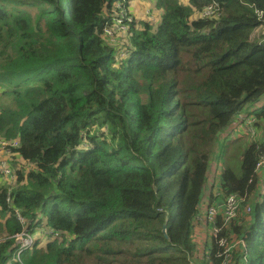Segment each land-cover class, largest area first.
<instances>
[{
    "label": "trees",
    "instance_id": "trees-1",
    "mask_svg": "<svg viewBox=\"0 0 264 264\" xmlns=\"http://www.w3.org/2000/svg\"><path fill=\"white\" fill-rule=\"evenodd\" d=\"M3 1L0 138L27 165L0 183V264H220L225 249L264 264V0H157L156 27L130 23L120 43L104 28L121 0ZM238 114L258 138L238 148L240 177L230 153L211 178ZM23 229L52 234L17 260Z\"/></svg>",
    "mask_w": 264,
    "mask_h": 264
},
{
    "label": "built area",
    "instance_id": "built-area-1",
    "mask_svg": "<svg viewBox=\"0 0 264 264\" xmlns=\"http://www.w3.org/2000/svg\"><path fill=\"white\" fill-rule=\"evenodd\" d=\"M124 1V0H121ZM218 3L212 2L208 4L202 11V15L205 17H212L218 15ZM257 19L261 22V25L264 27V12L256 11ZM111 22L110 24H106L104 28V34L109 38H112L116 31H122L124 28L128 27L130 22L132 21L129 14L124 9L122 3L117 2L115 6L112 7L111 10ZM264 33V31H263ZM247 119L251 122L248 124L250 128H252L253 118L244 116L242 114L237 115V120L240 121ZM20 141L18 138H0V178L3 180H7L9 182L16 181V171L23 167L27 161L22 159L18 152L15 150L19 148ZM27 165V164H26ZM261 169H264V155L261 156L260 160L257 162L255 167V172L258 173ZM239 199L235 194L229 195L224 200V208H225V220H229L235 215V211L239 206ZM207 211V210H206ZM217 213V210L214 207L208 209L206 219L211 222L213 220V216ZM20 219V217H19ZM21 220V219H20ZM215 221V220H214ZM42 232H45L46 235L51 233L50 230L41 229ZM213 235H216L218 229H213ZM35 233L36 231H30L28 229H23L19 233L15 234V244H16V252L14 254V258L17 260L21 252L27 251L31 249L35 242ZM225 244V240L220 241V245L223 246ZM242 246H244V242H241ZM224 258L221 260L220 264H233V259L231 255L228 253V249H225L223 252Z\"/></svg>",
    "mask_w": 264,
    "mask_h": 264
},
{
    "label": "rangeland",
    "instance_id": "rangeland-1",
    "mask_svg": "<svg viewBox=\"0 0 264 264\" xmlns=\"http://www.w3.org/2000/svg\"><path fill=\"white\" fill-rule=\"evenodd\" d=\"M182 3H187L188 0H179ZM119 2V1H118ZM120 3H122L124 9L126 10V12L129 14V16L131 17L132 21L130 23H133L134 27L136 29H140L141 28V24L143 22H147L148 24L156 27L159 19V15L160 14V10L159 8H157V0H124V1H120ZM7 4V2L0 0V5L1 6H5ZM117 4V2L113 5L115 6ZM25 8V7H24ZM27 9V8H25ZM29 11H31V13L35 12V8H30L28 9ZM136 25V26H135ZM129 27V25H128ZM128 27L124 28V30L122 31H116L113 35L112 38H109L110 41H114V42H122L124 40L125 37H128L130 35L129 31H128ZM262 31H264V27L258 26L257 29L255 30V35H260L262 34ZM116 44V43H115ZM117 45V44H116ZM2 89L0 88V100L1 103H4L6 101H8V99L3 96L2 94ZM264 101V98L261 99V102ZM252 118V117H251ZM251 121L245 119L240 121H234L233 124L227 129L225 130L221 135L220 138L223 142V146H225V152H224V157L221 160V164L220 163H216V155L218 153V149L220 148L219 146H217L214 149V152L211 156L210 159V166H209V170L210 173L209 175L211 176V178H217L218 173L221 172V169H223L222 165L223 164V160L225 161L226 158H228V156L231 154V157L229 159V164L234 172V174L238 177H240L242 175V171H241V160H240V156H239V151L240 149H243L246 143L250 142L251 139H256L258 138V131L256 130V128L254 126H251L252 128L249 127V123ZM95 131H97L96 129H94L92 131V133H94ZM219 142V143H222ZM244 146V147H243ZM243 147V148H242ZM240 148V149H238ZM237 152V156H235V153ZM26 164H23V166H25ZM215 172V173H214ZM262 171H260L261 173ZM211 180L209 179V182ZM3 185H5V187L7 188H12L15 187V182H9L7 180H3ZM46 233L42 232L40 229H38L35 233V237L39 238L38 240H40V238L43 236H45ZM205 234L202 232H198L197 234H193V238L196 241V243L198 242L199 245H203L204 241H205ZM4 239V237H0V241ZM208 241V240H207ZM202 250V249H201Z\"/></svg>",
    "mask_w": 264,
    "mask_h": 264
},
{
    "label": "crops",
    "instance_id": "crops-1",
    "mask_svg": "<svg viewBox=\"0 0 264 264\" xmlns=\"http://www.w3.org/2000/svg\"><path fill=\"white\" fill-rule=\"evenodd\" d=\"M263 172H264V170H263ZM0 183H3V179L2 178H0ZM208 188V187H207ZM207 191V190H206ZM207 197H208V192L206 193V195H205V199H206V201H207ZM206 237H205V240L207 239V235H205ZM37 237H35V239H36ZM42 239L44 240V239H46V236H42Z\"/></svg>",
    "mask_w": 264,
    "mask_h": 264
},
{
    "label": "clouds",
    "instance_id": "clouds-1",
    "mask_svg": "<svg viewBox=\"0 0 264 264\" xmlns=\"http://www.w3.org/2000/svg\"><path fill=\"white\" fill-rule=\"evenodd\" d=\"M113 7V6H112ZM261 26V25H260ZM262 34L264 35V33H263V31H262ZM238 121V120H237ZM41 230V229H40ZM46 230V229H45ZM37 231V230H36ZM51 231V230H50ZM49 234H52V231H51V233H49Z\"/></svg>",
    "mask_w": 264,
    "mask_h": 264
}]
</instances>
